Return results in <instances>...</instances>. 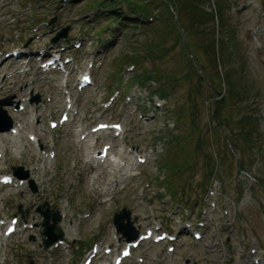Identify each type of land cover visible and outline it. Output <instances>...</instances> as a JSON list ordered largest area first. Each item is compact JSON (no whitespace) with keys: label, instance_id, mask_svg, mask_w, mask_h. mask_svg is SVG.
<instances>
[{"label":"rangeland","instance_id":"obj_1","mask_svg":"<svg viewBox=\"0 0 264 264\" xmlns=\"http://www.w3.org/2000/svg\"><path fill=\"white\" fill-rule=\"evenodd\" d=\"M49 1L52 0H0V48H22L23 40L37 47L48 43L54 30H49L47 24L37 32L31 28L41 20L53 18L50 26L55 25L57 33L68 28L71 37L78 32L91 36L89 42L83 43L81 60L95 56L103 61L99 70L94 67L96 90L90 88L84 99L77 100L81 113L99 110L98 102L106 99L117 82L125 87L124 94L132 96L131 104L138 110L131 116L124 113L125 132L116 151V156L124 161L118 159L114 168H103L77 181V170L90 149L88 145L92 147L96 140L77 144L78 133L65 136L59 141L56 158L35 184V191L25 185L24 197L22 192L20 197L9 189L1 192L0 216H10L20 205L26 220L39 224L42 217L37 206L43 202L48 203L50 211L65 209L67 217L60 226L66 232L69 247H62L63 254L55 264H79L87 242L104 238V231L97 228L103 220L108 221V238L115 237L111 222L122 208L130 210L139 231L144 221L152 224L156 217L165 219L166 224H179L184 213L200 219L202 209L215 202L214 209H209L214 210L211 220L215 221L208 235L201 242L183 235L175 252L161 264H240L243 254L255 245L264 261V32L258 34L256 41L248 35L253 26L264 24L260 16L264 0H135L146 1L145 8L135 14L129 13L126 0H114L115 10L122 14L145 19V11L154 16V21L140 26L131 22L133 29L128 27L109 46H105L104 33L101 36L94 32H102L108 19L94 23L96 4L90 8L91 0L42 4ZM197 2L199 9L213 14L216 8L219 20L200 18L202 26L194 27L199 15L191 5ZM91 9L93 13H86ZM5 15L11 18L4 20ZM12 30H18V34L13 35ZM185 32L190 33L188 47ZM38 34L40 39L35 37ZM211 39H218L219 43L218 57L215 53L214 59L209 51ZM131 63L136 68L125 72ZM146 75L154 80L145 84L132 82ZM32 76L26 78L23 95L32 93L45 98L46 94H53L42 115L53 114L63 103L62 88L70 85V76L58 77L52 83L50 79L42 82ZM12 80L8 79V86ZM23 83L19 76L13 92H0V99L5 100L3 108L10 113L8 102L16 101L20 91L16 85ZM159 87H163V98L150 94ZM159 99L163 106L156 109ZM118 104L116 113L121 111L123 96ZM216 108L219 110L214 118L212 112ZM34 115L31 113V118ZM106 116L109 118L110 114ZM32 129L37 134L35 124L28 121L25 132ZM5 134L0 135L2 171L12 167L25 171L38 162V147L27 141L25 133L14 140ZM126 147L131 148V154H126ZM144 153L148 154L146 162L136 164L134 155ZM129 171L137 176L123 178ZM209 189L215 192L213 198H208ZM102 197L109 200L95 206L92 216L80 222L78 216L89 202ZM66 204L68 208L64 207ZM203 216L206 220L209 217ZM42 238L39 227L8 241L0 238V264L43 262L46 255ZM161 250L155 247L156 253H147L143 264H156L152 256L164 253ZM144 251L145 247L139 253Z\"/></svg>","mask_w":264,"mask_h":264},{"label":"trees","instance_id":"obj_2","mask_svg":"<svg viewBox=\"0 0 264 264\" xmlns=\"http://www.w3.org/2000/svg\"><path fill=\"white\" fill-rule=\"evenodd\" d=\"M103 1V2H102ZM114 0H91L90 1V8L92 7V5H94V3H106V5H110V6H114V2H113ZM127 2H128V4L130 5V8H131V11H133V12H137L139 9L138 8H140V7H142L144 4H143V2H141V1H138V2H135V0H126ZM195 1V0H194ZM92 4V5H91ZM193 8H195V9H197V11H198V18H197V20H196V22H199V23H197V24H195V23H193L194 25V27H201L202 26V24H203V22L201 21V19L200 18H208V19H210V20H214L215 18H216V20H219V17L217 16V10H216V8H215V10H214V14L213 13H211V12H207V11H204V10H202V9H199L198 8V2H197V4H192L191 5ZM50 19H47V21H49ZM220 20H221V17H220ZM222 21V20H221ZM221 25H223V23H221ZM185 45H186V47H188V41H189V36H190V33H187V32H185ZM214 45H215V47H214ZM215 48H216V50H215ZM218 48H219V43H218V40H214V39H211V41L209 42V51L211 52V55H212V57H213V59H214V57H215V53H216V56L218 57ZM214 50H215V52H214ZM193 57H194V55H193ZM151 78V76L150 75H147L146 77H145V79L146 80H148V79H150ZM157 91L160 93V91H161V88H158L157 89ZM221 103H219V105H220ZM218 110L219 109H214L213 110V112H212V117H214L215 118V114H217L218 113Z\"/></svg>","mask_w":264,"mask_h":264},{"label":"water","instance_id":"obj_3","mask_svg":"<svg viewBox=\"0 0 264 264\" xmlns=\"http://www.w3.org/2000/svg\"><path fill=\"white\" fill-rule=\"evenodd\" d=\"M125 217L128 219V214H125ZM54 219H55V221H57V219H58L57 214L54 215ZM118 224L120 225V222Z\"/></svg>","mask_w":264,"mask_h":264},{"label":"bare ground","instance_id":"obj_4","mask_svg":"<svg viewBox=\"0 0 264 264\" xmlns=\"http://www.w3.org/2000/svg\"><path fill=\"white\" fill-rule=\"evenodd\" d=\"M4 82H5V81H4ZM4 82H3V83H4ZM6 89H7L6 86H5L4 88L2 87V91H5ZM83 143H84V142H83ZM78 144H82V143L79 142ZM100 170H101V169H99L98 171H100Z\"/></svg>","mask_w":264,"mask_h":264}]
</instances>
